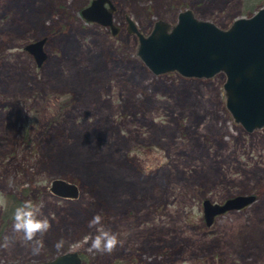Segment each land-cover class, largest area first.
<instances>
[{"label": "rangeland", "instance_id": "1", "mask_svg": "<svg viewBox=\"0 0 264 264\" xmlns=\"http://www.w3.org/2000/svg\"><path fill=\"white\" fill-rule=\"evenodd\" d=\"M110 1L115 34L83 18L90 0H0V245L12 238L0 264L68 250L81 264H264V126L249 132L234 120L222 71L150 70L126 22L147 34L189 8L226 28L264 0ZM41 37L38 66L23 46ZM56 177L77 183L78 196L53 194ZM238 193L256 200L205 223L204 198ZM24 200L42 204L51 223L39 255L12 232ZM96 214L122 241L111 254L83 242L96 234L88 227Z\"/></svg>", "mask_w": 264, "mask_h": 264}, {"label": "water", "instance_id": "2", "mask_svg": "<svg viewBox=\"0 0 264 264\" xmlns=\"http://www.w3.org/2000/svg\"><path fill=\"white\" fill-rule=\"evenodd\" d=\"M115 6L110 0H90L81 8L86 21L108 26L115 34ZM127 29L138 38L136 53L154 73L176 70L185 76L209 77L225 73L223 88L225 104L235 121L251 131L264 126V5L249 16H238L226 28L198 18L189 8L178 13L175 24L163 19L154 21L144 34L133 19L126 15ZM45 37L25 43L23 49L38 66L46 59ZM77 183L63 177L52 178L49 190L60 197H77ZM255 193L236 194L224 202L204 198L203 218L207 225L214 217L239 209L256 200ZM76 250L63 251L40 261L22 264H81Z\"/></svg>", "mask_w": 264, "mask_h": 264}, {"label": "clouds", "instance_id": "3", "mask_svg": "<svg viewBox=\"0 0 264 264\" xmlns=\"http://www.w3.org/2000/svg\"><path fill=\"white\" fill-rule=\"evenodd\" d=\"M4 203L5 201L0 197V207H3ZM42 207V204L32 200H24L13 212L12 232L21 234L23 244L30 247L33 255H39L44 248L43 240L38 237H42L51 228L48 217L42 213ZM88 227L96 230L94 236H86L83 241L89 245L88 251L91 253L111 254L122 243L116 233L102 226V216L100 214L93 216L88 222ZM11 242L12 238L6 235L0 247L6 248ZM64 244V238L61 237L55 241L53 247L60 251L63 249Z\"/></svg>", "mask_w": 264, "mask_h": 264}, {"label": "trees", "instance_id": "4", "mask_svg": "<svg viewBox=\"0 0 264 264\" xmlns=\"http://www.w3.org/2000/svg\"><path fill=\"white\" fill-rule=\"evenodd\" d=\"M81 155H84V154H81ZM89 160H90V158H88ZM87 161V160H85V159H83V158H81L80 157V161L81 162H83L85 165H87V163H88V165L90 166V167H92V165H94V164H92L93 163V159H92V163H91V161ZM87 172H90L91 173V171H89V169H88V171ZM83 260V259H82ZM83 261H85V260H83Z\"/></svg>", "mask_w": 264, "mask_h": 264}, {"label": "flooded vegetation", "instance_id": "5", "mask_svg": "<svg viewBox=\"0 0 264 264\" xmlns=\"http://www.w3.org/2000/svg\"><path fill=\"white\" fill-rule=\"evenodd\" d=\"M261 127H262V126H261ZM257 128H260V127H257ZM254 129H255V128H254ZM254 129H253V130H254ZM253 130H251V131H253ZM251 131H249V132H251Z\"/></svg>", "mask_w": 264, "mask_h": 264}]
</instances>
